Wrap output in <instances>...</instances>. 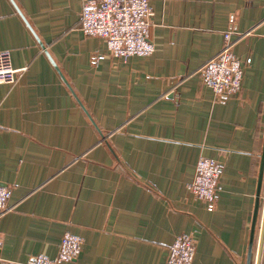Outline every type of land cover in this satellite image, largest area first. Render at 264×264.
I'll return each instance as SVG.
<instances>
[{"label":"crops","instance_id":"1","mask_svg":"<svg viewBox=\"0 0 264 264\" xmlns=\"http://www.w3.org/2000/svg\"><path fill=\"white\" fill-rule=\"evenodd\" d=\"M87 0H0V51L23 69L0 84V261L167 264L190 234L193 264H256L264 221V0H149L155 52L113 58L80 24ZM245 66L217 99L198 69L223 47ZM104 54V59L99 55ZM201 156L224 170L215 209L189 189ZM264 264V242L261 262Z\"/></svg>","mask_w":264,"mask_h":264},{"label":"built area","instance_id":"2","mask_svg":"<svg viewBox=\"0 0 264 264\" xmlns=\"http://www.w3.org/2000/svg\"><path fill=\"white\" fill-rule=\"evenodd\" d=\"M154 11L149 0H87L84 2L80 24L83 32L102 38L111 57L128 61L133 56H149L155 52L151 26ZM233 31L225 33L222 49L198 69L204 82L217 99L235 96L242 90L245 66L235 54L236 43L249 32L233 38ZM104 54L99 59H104ZM23 69L13 65L11 52L0 51V84L17 83ZM224 165L212 158L201 156L196 166L191 192L206 204L209 211L215 209L219 197ZM11 188L0 184V218L12 211ZM83 239L67 233L62 237L56 257L39 254L28 262L3 259L0 264H60L76 259L83 246ZM196 253L194 238L187 233L179 235L171 244L167 264H193Z\"/></svg>","mask_w":264,"mask_h":264},{"label":"water","instance_id":"3","mask_svg":"<svg viewBox=\"0 0 264 264\" xmlns=\"http://www.w3.org/2000/svg\"><path fill=\"white\" fill-rule=\"evenodd\" d=\"M263 242H264V221H263L262 233H261V237H260V241H259L258 257H257V263L256 264H260V262H261Z\"/></svg>","mask_w":264,"mask_h":264}]
</instances>
